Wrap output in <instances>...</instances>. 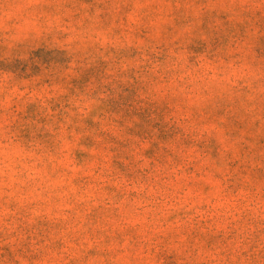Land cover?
<instances>
[{"label":"rangeland","instance_id":"374dc122","mask_svg":"<svg viewBox=\"0 0 264 264\" xmlns=\"http://www.w3.org/2000/svg\"><path fill=\"white\" fill-rule=\"evenodd\" d=\"M0 264H264V0H0Z\"/></svg>","mask_w":264,"mask_h":264}]
</instances>
